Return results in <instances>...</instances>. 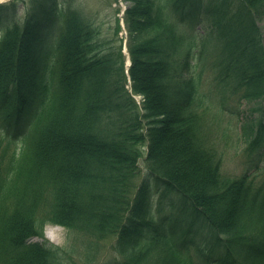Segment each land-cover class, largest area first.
Wrapping results in <instances>:
<instances>
[{
	"label": "trees",
	"instance_id": "trees-1",
	"mask_svg": "<svg viewBox=\"0 0 264 264\" xmlns=\"http://www.w3.org/2000/svg\"><path fill=\"white\" fill-rule=\"evenodd\" d=\"M128 1L141 106L127 88L121 43L106 46L77 11L56 16L57 0H29L25 23L0 37V124L33 121L19 155L0 151V264H78L75 255L84 264H258L264 191L249 173L221 174V153L201 129L217 101L202 79L209 59L219 100L228 92L264 100V0ZM15 5L0 4V14ZM175 19L206 21V33L197 42ZM55 33L63 65L39 78ZM255 125L251 150L264 144V115ZM145 146L147 174L137 183ZM152 180L178 194L183 217L149 216ZM46 221L68 228L64 246L30 241Z\"/></svg>",
	"mask_w": 264,
	"mask_h": 264
},
{
	"label": "rangeland",
	"instance_id": "rangeland-1",
	"mask_svg": "<svg viewBox=\"0 0 264 264\" xmlns=\"http://www.w3.org/2000/svg\"><path fill=\"white\" fill-rule=\"evenodd\" d=\"M5 4H8L10 0H1ZM62 6H66L70 9L78 11L80 16H82L86 21L90 22L92 26L98 31V37L100 40L106 44V46L111 45L114 49H117V46L120 43L121 37H127L126 29H123L118 35L116 32L119 30L120 24H123L124 11L131 4L123 0H61ZM11 2V1H10ZM29 0H16L15 6H10L6 11V19L9 20V24L13 21L25 20V14L27 12V4ZM8 24V21L0 22V30ZM180 29L182 31L189 32L192 28L188 24L180 23ZM205 24L198 23L193 31L196 35L200 36L202 33H205ZM261 30V40L264 44V18L260 22ZM126 50V47L125 49ZM127 52V51H126ZM128 54V53H127ZM54 54L50 53L46 58L51 60ZM129 59V57H126ZM128 61V60H127ZM204 69V87L206 89H214L213 85L215 84L214 77H216L214 72L216 68L214 64H211V61L207 59L205 61ZM217 83V81H216ZM215 94V91H214ZM142 96L136 94L135 100L138 104H141ZM229 109L228 110H219L218 105L215 104L210 108L207 117L202 120V131L203 135L206 136L210 141L215 140L218 144L219 149L223 152V165L222 173L231 177H237L242 174L248 167L251 172H256L255 177L258 183H264V149L259 151L261 155V160L259 167H255V162L251 160L252 155L250 151L247 150V146L250 143V139H247L244 135V127L246 126L247 130L253 133L256 132L255 121L256 117L264 114V100L255 99V100H240L237 98V93L230 96L228 100ZM10 136L6 129L0 128V137L5 138ZM11 137V136H10ZM207 140V142H209ZM211 143V142H209ZM22 144L21 134L16 138L15 142L10 146V151L13 149H18ZM147 147L144 148V153H146ZM145 157L140 158L139 166H141V172L138 176L139 183L143 176L146 175V166H145ZM256 158V157H255ZM251 166V167H250ZM150 199V210L155 216L159 215V211L162 209L170 212L172 208L170 204L175 199L173 196L164 194L162 188L157 189L153 188L149 195ZM177 217L178 211L175 213ZM43 227L42 236H36L33 238L34 241H42L48 239L52 244L58 246H64L67 243V230L61 225H56L54 222L47 223L45 222ZM74 245V246H73ZM78 247H76V246ZM70 246H73V249H77L81 257H83V252H85V247L80 246L79 243H72ZM69 246V251L71 247ZM109 247L105 249L108 252ZM104 252V249L101 250ZM78 260V264L85 263V257L83 260H80L77 255L75 258Z\"/></svg>",
	"mask_w": 264,
	"mask_h": 264
}]
</instances>
